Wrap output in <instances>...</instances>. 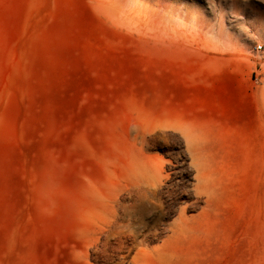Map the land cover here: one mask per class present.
Returning <instances> with one entry per match:
<instances>
[{"label": "rangeland", "instance_id": "rangeland-1", "mask_svg": "<svg viewBox=\"0 0 264 264\" xmlns=\"http://www.w3.org/2000/svg\"><path fill=\"white\" fill-rule=\"evenodd\" d=\"M0 264H264V0H0Z\"/></svg>", "mask_w": 264, "mask_h": 264}, {"label": "bare ground", "instance_id": "bare-ground-1", "mask_svg": "<svg viewBox=\"0 0 264 264\" xmlns=\"http://www.w3.org/2000/svg\"><path fill=\"white\" fill-rule=\"evenodd\" d=\"M167 127L168 128L174 127L177 130H182L183 136H184V138L186 140V144L188 146V150L190 151L191 154H193V159L195 160L196 166L198 167V157H197V154L195 153V148H194L195 137L193 136L192 131L187 130V129H180L174 125H168V124H167ZM152 139L154 140L153 144H155V142L157 141V136H153ZM164 166H165V162L160 163V165L157 166V169H156L157 171L155 173L151 174L147 178L146 185L142 188L141 194L136 193L137 191L134 189L135 183L133 182L131 176H127V177L123 176L121 169L119 168L117 170L118 197H117L116 204H115V207H116L115 208V222H116V226L118 228L117 230H119L120 235H122V233L124 232L123 229L125 228V226L128 227V229H127L128 231H131V228H129L130 226L128 225V223L125 225L124 222L125 221L131 222L133 220V215H132L133 210L131 211V208H133V207L131 205V202H130V204H124L122 201L121 195H122L124 189L127 190L128 198L130 200H133V198H135V196L139 197V195L141 196L142 199L144 198L143 201L145 199L147 200V201L145 200L147 202L145 214L151 213L148 216H150L151 221L153 223H155V225L161 224L163 222V220L167 217V215L171 212V208L165 207L160 203L158 204V203H156L158 201L154 200V199L159 198V196L161 194V188L163 186L164 178H165L163 175ZM151 172H154V171H150V173ZM196 180L197 181L194 184L193 191H194L195 195L197 196L198 200L196 202H194L192 205H190V206L188 205V206H185L182 208V211L179 214L178 220H175V222H174V224H176V228L172 229L173 234L180 235V234H184L187 231V228H188L187 224L189 222V220L185 216V211L187 210V208L196 204L205 195H207V203L209 201V198H210V193H209L210 190H209V186H208L209 179L202 173L200 168H198ZM123 181L125 182V185L123 184ZM136 200H137V198H135V202H136ZM153 200L155 202H153ZM132 203H133V201H132ZM133 206H135V204Z\"/></svg>", "mask_w": 264, "mask_h": 264}, {"label": "built area", "instance_id": "built-area-1", "mask_svg": "<svg viewBox=\"0 0 264 264\" xmlns=\"http://www.w3.org/2000/svg\"><path fill=\"white\" fill-rule=\"evenodd\" d=\"M263 48L261 44L255 45V50L260 51Z\"/></svg>", "mask_w": 264, "mask_h": 264}]
</instances>
